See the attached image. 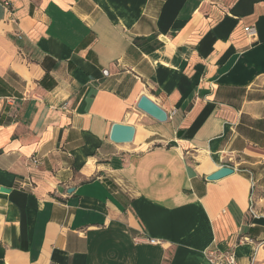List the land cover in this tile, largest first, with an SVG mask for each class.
Returning <instances> with one entry per match:
<instances>
[{
  "label": "crops",
  "instance_id": "obj_1",
  "mask_svg": "<svg viewBox=\"0 0 264 264\" xmlns=\"http://www.w3.org/2000/svg\"><path fill=\"white\" fill-rule=\"evenodd\" d=\"M209 248L264 264V0H0V264Z\"/></svg>",
  "mask_w": 264,
  "mask_h": 264
},
{
  "label": "water",
  "instance_id": "obj_2",
  "mask_svg": "<svg viewBox=\"0 0 264 264\" xmlns=\"http://www.w3.org/2000/svg\"><path fill=\"white\" fill-rule=\"evenodd\" d=\"M138 108L160 122L168 120V112L148 95H142L137 104ZM136 128L126 123H114L110 138L115 143H131L135 139ZM231 166H222L214 173L210 174L208 180H218L234 173ZM8 191L9 189H2Z\"/></svg>",
  "mask_w": 264,
  "mask_h": 264
},
{
  "label": "built area",
  "instance_id": "obj_3",
  "mask_svg": "<svg viewBox=\"0 0 264 264\" xmlns=\"http://www.w3.org/2000/svg\"><path fill=\"white\" fill-rule=\"evenodd\" d=\"M245 31L249 37L253 39L256 37L257 29L255 26L246 27ZM33 162L35 163L36 161L33 159ZM255 186H256V182L252 181V192H251L252 204L250 205L249 211L254 217H257L259 216V214L255 208V193H254ZM151 241L156 242L154 239H152ZM206 257L212 264H241L234 250L220 251L216 248H209L206 251ZM248 264H254L253 258Z\"/></svg>",
  "mask_w": 264,
  "mask_h": 264
}]
</instances>
